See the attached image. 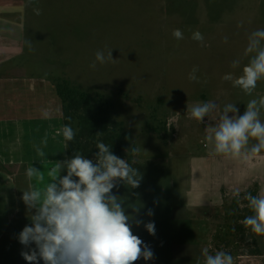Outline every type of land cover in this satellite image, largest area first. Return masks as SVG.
Here are the masks:
<instances>
[{"label":"rangeland","instance_id":"374dc122","mask_svg":"<svg viewBox=\"0 0 264 264\" xmlns=\"http://www.w3.org/2000/svg\"><path fill=\"white\" fill-rule=\"evenodd\" d=\"M33 7L41 14L36 15ZM174 29L182 30V40L172 36ZM256 29H264V0H35L28 4L22 55L14 59L17 67L0 69L47 81L66 80L110 102L114 119L130 136L129 151L122 158L135 160L143 174L137 188L145 204L141 216L145 222L154 221L156 228L152 236L143 225L133 227L154 252L153 260L136 264H197L198 258L203 264L205 248L210 254L230 253L234 264H264V236H255L241 223L252 214L243 199L252 192H239L238 204L233 194H224L217 207L185 206L189 159L205 155V128L214 125L227 103H236L242 115L243 99L249 95L222 77L241 74L248 63L247 37ZM196 30L204 36L205 46L191 38ZM108 49L115 60L91 69L95 52ZM234 60L240 61L236 68ZM193 66L199 69L198 82L188 79ZM205 101H215L217 112L202 123L191 119V106ZM52 125L58 122L44 130L50 142L47 164L41 165L40 157L31 162L38 169L50 170L66 156L63 136L55 135ZM131 148H140L139 155L133 157ZM17 172L21 197L29 182L25 173ZM117 194H127V189L121 185ZM20 202V216L0 239V264H27L17 236L30 221ZM148 208L154 210L152 217L143 214Z\"/></svg>","mask_w":264,"mask_h":264},{"label":"clouds","instance_id":"9594fccd","mask_svg":"<svg viewBox=\"0 0 264 264\" xmlns=\"http://www.w3.org/2000/svg\"><path fill=\"white\" fill-rule=\"evenodd\" d=\"M34 3L35 0H28L29 5ZM33 12L40 15L41 9L33 7ZM172 36L177 40L184 38L181 29H174ZM191 38L205 46L204 36L198 30L192 32ZM224 40L227 42V37ZM244 55L248 57V63L241 74L234 77L227 73L222 79L230 81L246 95H252L257 83L264 80V29H256L248 35ZM114 60L112 49L97 50L89 67L95 70L97 64ZM239 64V60H234L232 67ZM198 71V67L193 66L188 79L198 82ZM217 110L215 101L197 102L191 106L189 114L191 119L202 123ZM262 110L264 95L250 99L242 115L236 103L225 104L214 125L205 128L202 142L205 147H211L210 154L236 159L251 158L264 152ZM44 115L46 117L47 113ZM57 135L63 136L67 148V142L75 138L76 131L70 125H64ZM47 143L45 134L41 145L46 147ZM95 148L98 151L92 158L79 152L66 155L48 170L47 180L44 171L33 164L25 169L29 183L28 188L22 190L20 199L30 224L23 227L17 239L23 246L20 255L27 264H41V261L42 264H136L141 259H154L152 247L133 233V227L143 225L150 235L156 234L154 221L145 222L141 216L145 204L133 192L141 185L142 172L134 166L135 160L130 162L115 155L112 146L97 141ZM35 151L42 165L43 147L35 146ZM139 153L140 148H131L133 157ZM33 181L43 186L37 187ZM121 185L127 189V194H117ZM233 195L239 203V191ZM243 199L248 202L252 214L241 223L255 236H264V193L255 196L247 193ZM143 214L152 217L154 210L148 208ZM201 256L203 264H234L233 256L223 250L210 254L205 248Z\"/></svg>","mask_w":264,"mask_h":264},{"label":"crops","instance_id":"0c3cea01","mask_svg":"<svg viewBox=\"0 0 264 264\" xmlns=\"http://www.w3.org/2000/svg\"><path fill=\"white\" fill-rule=\"evenodd\" d=\"M27 17V1L0 0V68L9 65L8 71L16 69L14 59L22 55ZM262 95L264 80L257 83L252 95L243 99L242 114L250 99ZM260 118L264 120V110ZM53 121L58 122L57 126L52 125L57 135L64 123L63 105L54 81L13 71L9 74L0 69V239L21 214V182L17 171L22 175L23 165H31L33 158L39 160L35 146L43 147L42 165L47 164L50 142L44 147L41 140ZM202 144L205 155L198 153L189 159L186 208L217 207L223 197L237 190L264 193V152L251 158L232 159L211 155V147ZM40 170L46 177L49 168L42 166Z\"/></svg>","mask_w":264,"mask_h":264},{"label":"trees","instance_id":"16d2710c","mask_svg":"<svg viewBox=\"0 0 264 264\" xmlns=\"http://www.w3.org/2000/svg\"><path fill=\"white\" fill-rule=\"evenodd\" d=\"M54 86L63 105V123L76 131L75 138L67 142V156L79 152L92 158L98 151L96 142L102 141L112 146L113 153L122 158L130 136L125 132L123 123L114 119L110 102L99 93L78 90L66 80L56 81ZM134 192L138 194V189ZM252 193L256 195V192Z\"/></svg>","mask_w":264,"mask_h":264}]
</instances>
